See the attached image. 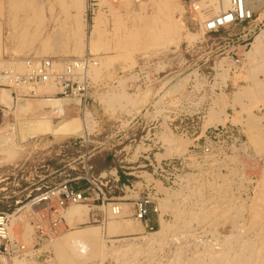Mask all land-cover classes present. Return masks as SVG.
Here are the masks:
<instances>
[{
  "label": "rangeland",
  "instance_id": "1",
  "mask_svg": "<svg viewBox=\"0 0 264 264\" xmlns=\"http://www.w3.org/2000/svg\"><path fill=\"white\" fill-rule=\"evenodd\" d=\"M170 1L186 23L174 37L161 0H0L1 69L23 71L27 59L45 57L60 67L83 55L100 67L85 111L79 100L46 103L43 96L61 97L51 82L52 93L0 86L12 98L11 108L0 100V140L18 148L7 162L0 152V211H17L15 247L8 242L0 264H168L172 251L187 264H208L212 253L226 264H264V4L247 38L236 25L203 27L191 40L199 10L193 0ZM261 33L259 51L245 55ZM75 140L85 142L68 145ZM68 179H97L110 200L68 203L96 207L71 223L32 202ZM146 193L158 208L153 227L133 219V201ZM113 202L126 212L105 211ZM80 230L83 239L63 241ZM72 251L75 259L61 255Z\"/></svg>",
  "mask_w": 264,
  "mask_h": 264
},
{
  "label": "built area",
  "instance_id": "2",
  "mask_svg": "<svg viewBox=\"0 0 264 264\" xmlns=\"http://www.w3.org/2000/svg\"><path fill=\"white\" fill-rule=\"evenodd\" d=\"M254 10L249 0H231L230 7L216 18L206 24V31L218 32L232 26H242L243 36H251L255 33L257 24L253 20ZM96 62L93 57L83 55L76 59L64 60L60 67L51 57L38 60L27 59L23 71H17L13 67L0 69V86L11 85L14 87L26 85L33 87L47 82L54 83L58 92L56 95L68 99H78L80 104L86 107L89 98L91 65ZM84 140L68 142L70 146H83ZM75 180H64L39 191L32 199L34 204L51 207L54 212L62 209L68 203H88L100 200L102 204L110 199L106 198L102 189V182L95 179L88 181L84 187H80ZM115 203V202H113ZM133 216L139 221L145 222L152 213L157 214L158 208L152 205L149 194H143L133 201ZM152 228V227H150ZM10 216L5 211H0V252L8 251L13 241L9 235ZM10 243V246L8 244ZM15 247V246H14ZM18 247V245H17Z\"/></svg>",
  "mask_w": 264,
  "mask_h": 264
},
{
  "label": "bare ground",
  "instance_id": "3",
  "mask_svg": "<svg viewBox=\"0 0 264 264\" xmlns=\"http://www.w3.org/2000/svg\"><path fill=\"white\" fill-rule=\"evenodd\" d=\"M80 1V0H79ZM136 2H139L140 3V0H135ZM230 1L231 0H193L192 1V6H193V8L195 9V11H198L199 10V12H196L198 15H196L197 16V18H198V21H197V24L195 25V28H194V31L193 32H188V34H187V36H188V38L189 39H191V40H193V39H195L197 36H198V34L201 32V30L203 29V27H204V30H205V28H206V24L210 21V20H212V19H214V18H216L218 15H220V14H223L229 7H230ZM249 2H250V6H251V8L253 9V10H255L256 8H259V7H261L263 4H264V0H249ZM140 5L142 6H144V4H141L140 3ZM139 5V6H140ZM161 5H162V7H163V11L165 12V13H167V15H168V18H169V20H168V23L166 24V29L168 30V29H170V33H172L171 34V36L172 37H174V34H175V29H177V28H179V27H184V26H186V23H185V15H183V12H182V10L180 9V8H178L177 7V5L173 2H171L170 0H161ZM86 4H84V6L82 7V11H83V9H84V11L86 10ZM80 11V9H78V12ZM84 16H85V14H84ZM86 17V16H85ZM154 17V16H153ZM150 19L152 20V16L150 17ZM150 19H149V21H150ZM75 27H76V31H78V29L81 31V29H82V27H81V24L79 23L80 21L77 19V16H76V18H75ZM149 21H147V24L145 25L146 27H150L152 24H150V22ZM156 21V20H155ZM74 27V28H75ZM164 27H165V25H164ZM94 28V27H93ZM163 32V31H162ZM165 32H167V31H165ZM94 33V32H93ZM146 33V32H145ZM145 33H144V35H145ZM149 35H151V33L149 34L148 33V35H146V36H149ZM85 37H87V35H86V33H85V35H84ZM153 36H154V34H153ZM262 33L261 34H258L257 36H255V38H254V40H253V42H252V44H251V49L249 50V51H247V52H245V55H247L248 53H250L251 51H259V49H260V46H261V40H262ZM149 38H150V36H149ZM95 59V58H94ZM96 60V59H95ZM99 60H100V58H99ZM224 62V61H223ZM228 62V61H227ZM226 62V63H227ZM230 62V61H229ZM225 63V64H226ZM224 64V63H223ZM99 61H97L96 60V62L94 63V65L92 64L91 65V68H90V71H89V75L93 72V70H94V72L92 73L93 75H97V73H98V70H99ZM1 66H2V64H0V69H1ZM92 78H94L93 76H92ZM134 78V77H133ZM49 82H47V84L45 83V85L46 86H44V85H41V84H38L37 86H35V87H32V88H30V90L31 91H33V92H36V91H39L38 89H44V90H48V92L49 93H52L53 92V88H52V86H50V84H48ZM39 86V87H38ZM37 87V88H36ZM47 94V93H46ZM43 97H46V98H44V100H45V102L46 103H48L49 102V104L51 105V106H56L57 105V107L58 108H60V107H62L61 106V100L60 99H67V98H65V97H59V98H57L56 96H53V95H50V96H43ZM21 98H18L17 100H20ZM0 100H1V102H3V103H5L8 107H10L11 108V106H12V98H11V95L8 93V91L7 90H5V92L3 91L1 94H0ZM69 100H78V99H69ZM132 103V102H131ZM86 109H85V107H84V111H85ZM160 112V111H159ZM2 139V138H1ZM5 139V138H4ZM1 141V140H0ZM168 141V142H167ZM166 142H167V145L169 146V145H171L173 142H175V140L174 139H172V138H166ZM3 143H4V145L6 146V148L5 149H3L2 147H1V145H3ZM17 146V145H16ZM16 146H14L13 144H12V141H11V139H9V138H6L5 140H4V142H2L1 141V143H0V152H5L7 155H8V159L6 160V159H4V160H6V161H4V162H7L8 160L10 161V158H14L15 159V157H18V156H16L17 155V149H16ZM142 147V145H139L138 146V148L137 149H139V148H141ZM4 154V153H3ZM20 156V155H19ZM7 157V156H6ZM3 159V158H2ZM1 160V159H0ZM4 162H2V163H4ZM33 202V201H32ZM216 203V202H215ZM31 204V203H30ZM29 203L28 204H26L25 206H24V208H26V207H29V205H30ZM109 205H111L109 208L107 207H104V210L105 211H108L110 214H114V215H121L122 213H124V212H126V210H124L123 209V207L121 206L122 204L120 203V204H118V203H110ZM212 207H216V204H214V205H212ZM95 206H93V205H87V206H75V207H67V208H62L61 210H60V215L62 214V216H65V218H66V220L65 221H67V222H70L71 223V221H73V220H77V221H81L82 219H84L85 217H87L89 214H91V213H93L94 211H95ZM18 210V209H17ZM223 211V210H222ZM15 214H17V211H15V212H13L12 214H9V216H10V218H12V217H15ZM135 221H137V222H139V223H143L142 221H139V220H137V219H135V218H133ZM112 225V224H111ZM129 225V224H128ZM169 228V227H168ZM170 229V228H169ZM178 230V227H177V225H174L173 227H172V229H170V231H172V235L171 236H173V234L176 232ZM92 231V230H91ZM169 231V232H170ZM82 232V230H80V231H77V232H75V233H73V234H63V235H61V236H63V241L64 242H68V243H71V242H73V241H75V240H79V239H81L82 237H83V233H81ZM92 233V232H91ZM93 233H94V230H93ZM11 234V233H10ZM160 234V231H157L156 233H154L153 235H159ZM87 235V234H86ZM160 235H163V233L162 234H160ZM60 236V237H61ZM170 236V237H171ZM257 236V235H256ZM167 237H169V236H167ZM62 238V237H61ZM83 239V238H82ZM234 239V238H233ZM164 240V239H163ZM173 241V240H172ZM229 242V241H228ZM243 242V241H242ZM227 243V242H226ZM248 244V243H247ZM254 245V244H253ZM263 245V244H262ZM245 246V245H244ZM249 246H251V244L249 245L248 244V247ZM261 246V245H260ZM246 247V249L248 248L247 246H245ZM252 247V246H251ZM250 247V248H251ZM230 248V247H229ZM206 250H208V249H206ZM232 250V249H231ZM245 250V249H244ZM243 250V251H244ZM243 251L241 252V253H243ZM73 252L75 253V251H72V252H70V253H67L66 255L65 254H61L62 255V257H64V258H66V257H68L71 253H72V255H73V257H69V258H73V259H75L77 256H76V254H73ZM204 252V251H203ZM212 253V252H211ZM210 253V254H211ZM225 253V252H224ZM223 253V254H224ZM228 253V252H227ZM226 253V254H227ZM197 254V253H196ZM219 254V253H218ZM218 254H211V255H209V257H208V264H217L219 261H220V264H226V260L227 261H229L228 259H223V258H225V256L220 260V258H219V255ZM176 255V254H175ZM175 255H173V251L172 252H169L167 255H166V259H172V262L171 263H168V264H187V260H185V259H183V258H180V256L179 257H177V256H175ZM199 256H200V254H198ZM236 255V254H235ZM242 255V254H241ZM228 256H229V254H228ZM238 256V255H237ZM262 257V255H259V258L261 259V257ZM203 257H204V255H203ZM239 257V256H238ZM243 257H245V256H243ZM84 258V257H83ZM219 258V259H218ZM227 258V257H226ZM231 259H232V256L230 257ZM242 258V257H241ZM247 258H248V256H247ZM245 259V260H248V259ZM258 258V259H259ZM174 259V260H173ZM199 259V258H198ZM230 259V260H231ZM88 260V259H87ZM201 260H203V259H201ZM204 260H205V258H204ZM206 260H207V258H206ZM235 260V259H234ZM239 260V259H238ZM81 261V260H80ZM79 261V262H80ZM83 261V260H82ZM90 261V260H89ZM88 261V262H89ZM232 261V260H231ZM240 261V260H239ZM238 261V262H239ZM243 261H244V259H243ZM170 262V261H169ZM189 262V261H188ZM199 262H200V260H199ZM198 262V260H197V262H195V263H199ZM248 262H249V260H248ZM207 262H205V264H206ZM229 263H231L230 261H229ZM232 263H233V261H232ZM240 263V262H239ZM246 264V262H242V264ZM16 264H23L21 261H19V262H16ZM203 264V263H202ZM219 264V263H218ZM257 264V263H256Z\"/></svg>",
  "mask_w": 264,
  "mask_h": 264
},
{
  "label": "crops",
  "instance_id": "4",
  "mask_svg": "<svg viewBox=\"0 0 264 264\" xmlns=\"http://www.w3.org/2000/svg\"><path fill=\"white\" fill-rule=\"evenodd\" d=\"M80 187H84V185H79ZM159 221L158 219L155 217V215L152 213L151 215H149L147 221H146V225L147 226H156L158 225Z\"/></svg>",
  "mask_w": 264,
  "mask_h": 264
}]
</instances>
